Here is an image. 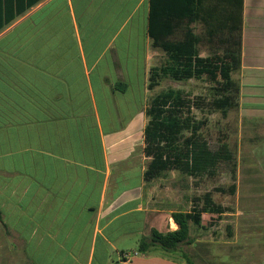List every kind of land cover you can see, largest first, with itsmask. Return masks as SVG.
Wrapping results in <instances>:
<instances>
[{"label":"crops","instance_id":"crops-1","mask_svg":"<svg viewBox=\"0 0 264 264\" xmlns=\"http://www.w3.org/2000/svg\"><path fill=\"white\" fill-rule=\"evenodd\" d=\"M31 2L6 0L16 17L0 30V264L206 261L198 238L221 221L191 223L192 243L174 253L138 252L154 230L178 229L173 213L218 205L207 193L173 211L156 181L168 173L145 179L147 80L167 59L150 0ZM193 30L201 58L240 52L236 110L264 123V0H198Z\"/></svg>","mask_w":264,"mask_h":264},{"label":"trees","instance_id":"trees-1","mask_svg":"<svg viewBox=\"0 0 264 264\" xmlns=\"http://www.w3.org/2000/svg\"><path fill=\"white\" fill-rule=\"evenodd\" d=\"M17 1L19 3L20 0ZM29 1L32 5L33 2ZM197 4L198 0H150L149 35L153 46L161 49L169 61L166 66L152 69L151 78L155 79L161 73L177 81L194 79L206 83L212 95L193 96L182 90L169 89L151 100L146 110L148 123L144 139V154L150 159L146 181L175 170L194 177L213 174L221 161L232 159L227 148L217 152L210 149L201 134L208 120H196L194 114L221 112L226 116L231 109L238 107L239 87L232 74L240 69L241 55L240 52H230L209 58L199 57L193 30ZM15 17L14 11L7 9L6 0H0V30ZM177 31H182L183 37L173 41ZM153 85L155 82H151L150 89L154 88ZM185 133L189 135L185 136ZM235 192L236 187L233 186L232 194ZM206 201L205 206L197 211L173 213L172 219L178 229L166 234L154 230L150 237L142 238L138 252L147 254L158 248L174 253L181 245L191 244V223L201 227L204 221L213 219L216 224L227 213L225 207L215 205L209 197ZM203 213H206L204 217ZM188 262L191 264L189 259Z\"/></svg>","mask_w":264,"mask_h":264},{"label":"rangeland","instance_id":"rangeland-1","mask_svg":"<svg viewBox=\"0 0 264 264\" xmlns=\"http://www.w3.org/2000/svg\"><path fill=\"white\" fill-rule=\"evenodd\" d=\"M182 37L176 34L172 40L179 41ZM168 64V59L166 62L158 61L156 68ZM151 74L147 80L148 104L169 89L182 90L193 96L212 95L206 83L177 81L161 73L152 79ZM151 82H155L153 89H150ZM194 115L196 120H208L201 134L210 149L217 152L227 148L232 159L221 161L213 175L190 177L173 171L167 177L156 180L157 184L166 187L168 208L191 211L194 206L199 208L202 199L209 193L216 204L227 209V213L212 234L198 238L207 242L204 255L208 261H201V264H264V123H241L236 108L226 116L221 112H195ZM187 135L189 133H185ZM234 185L236 194H232ZM194 199L201 202L197 204ZM194 230L195 240L200 233L197 234L199 229Z\"/></svg>","mask_w":264,"mask_h":264}]
</instances>
